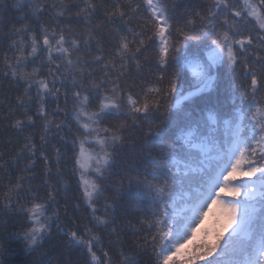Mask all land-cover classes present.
<instances>
[{"label": "snow or ice", "instance_id": "6c2138e0", "mask_svg": "<svg viewBox=\"0 0 264 264\" xmlns=\"http://www.w3.org/2000/svg\"><path fill=\"white\" fill-rule=\"evenodd\" d=\"M72 7L63 0L51 4L28 0L26 15L35 23L13 25L8 48L0 55L3 76L18 87L23 85L15 103L0 117L23 142L9 160L0 153V170H6L9 163H27L15 181H9L0 204L9 210L5 215L22 217L16 235L26 255L32 257L25 264H44L38 258L48 255L44 242L52 235L54 222L62 236L60 246L69 253L58 264H73L71 253L77 251L82 254V264H140L138 258L148 247L152 264H264V0H210L203 14H191L175 33L166 0H79L74 13ZM48 9L55 10L57 18L66 13L83 18V29L66 35L63 27L47 25L40 17ZM98 11L100 22L92 24ZM206 40H210L205 45L209 49L206 58L193 56L181 63L184 43ZM148 43L155 46L158 75L150 82L155 86L143 96L126 92L120 83L125 68L129 61L138 60ZM225 63L233 73L240 66L244 80L233 90V94L239 91L242 106L232 120L224 121L229 131L226 146L204 132L224 115L219 97L214 103L211 92L216 88L212 71ZM185 67L192 75L187 95L180 92L178 82L180 69ZM169 95L178 97L177 106L191 97L206 99L207 105L198 120L186 117L153 125L150 114ZM49 98L56 100L55 108H49ZM69 102L76 128L71 121L58 118L69 115ZM109 119L117 123L103 129V138L95 141L100 146L96 150L90 137ZM144 121L149 128L140 150L150 157L151 167L143 180L129 177L137 186H146L151 197V211L140 221L144 248L137 243L135 251L121 246L118 255L110 254L104 250L103 230L112 223L110 214L116 201L104 194V182L111 175L117 147L125 140L123 133L142 127ZM37 124L39 143L33 134L24 135L25 129ZM53 135L66 149L70 145L67 161L72 162L73 175L79 177L81 193L75 207L87 206V224H77L72 217L63 222L58 211L48 214L58 189L49 186L41 196L39 189L25 188L37 159L48 177L50 160L55 158L56 175H61L65 153L50 145ZM149 137L159 139L155 155ZM49 147L54 157L49 155ZM238 177L247 179L237 182ZM102 198L103 212L98 203ZM210 213L213 222L206 226ZM0 226L7 231V222ZM5 251L0 242V256Z\"/></svg>", "mask_w": 264, "mask_h": 264}, {"label": "trees", "instance_id": "16d2710c", "mask_svg": "<svg viewBox=\"0 0 264 264\" xmlns=\"http://www.w3.org/2000/svg\"><path fill=\"white\" fill-rule=\"evenodd\" d=\"M49 4L53 0H47ZM64 3L73 5L70 9L71 13H74L77 9L74 7L79 0H63ZM172 9L173 20V32L184 26L186 19L191 18V14L200 12L203 14L207 10V6L210 0H166ZM28 13V0H0V20H2L3 31H0V55L7 50L10 43L8 33L13 25L20 27L29 22L35 23L33 17L27 16ZM41 21L46 22L51 27H63L66 35H71L73 32H77L83 29L84 20L81 17L75 15L65 14L64 17L57 18L55 16V10L48 9L45 14L40 17ZM101 15L98 11L96 16L92 20V24L100 22ZM135 24V21H134ZM123 30V25L121 26ZM104 32L108 31V28H103ZM15 39V37H12ZM210 44V40L203 42L188 41L183 44V51L185 59L181 63L193 56H199L206 58L208 48L205 45ZM155 46L152 43H148L146 48L142 50L137 61H129L125 68V76L120 80L121 85L125 91L131 90L133 93H139L143 96L144 92L151 86H155L150 82L155 81L158 75L156 62L154 59ZM93 54H96L95 52ZM90 58V57H86ZM39 63V61H37ZM140 67H137V65ZM34 66V65H33ZM179 67V65H177ZM47 70L45 69V72ZM99 76V72L97 73ZM212 75L216 78V88L211 92L213 102L219 97L221 103L219 105L221 112L224 114L218 118L219 122L212 127L205 128V134H210L215 142L226 146V142L229 136L228 126L224 124L225 120H232L236 112L242 106L238 89L240 85L244 83L243 70L240 66L237 67L236 73H233L230 66L225 64L217 65ZM115 77H113L114 79ZM180 84V92L187 95L191 90L189 83L192 82V75L188 69L181 68L180 76L178 77ZM110 88L111 85L109 84ZM23 90V85L19 87L11 80L10 77H4L2 70H0V117L8 110L9 106L15 103V98ZM64 87H61L63 93ZM151 95H156L151 93ZM208 93L202 94L207 97ZM177 98L169 95L166 99H163L160 103L159 110H153L151 115V121L153 125H160L162 120L177 121L183 120L186 117H190L192 120H198L201 117L202 109L207 105L206 99L198 97H191L190 99L183 100L179 106H177ZM63 96L60 97V103L63 106ZM56 100L49 98V108H55ZM171 105V108L169 107ZM235 106V107H234ZM69 115L65 117L60 114L59 119H65V121H71L73 128L77 125L71 118V104L69 102ZM246 111V108H245ZM121 120L123 117L120 118ZM117 121L115 119H109L103 121L98 125V133L93 137H90V142L95 144L97 139L103 138L104 128H109L115 125ZM131 123V121H129ZM7 122L0 119V153L3 154L5 160H9L15 153L16 148L23 142L22 137L16 130L6 126ZM149 124L147 121L143 122L142 127L131 128L129 131L124 132L123 136L125 140L121 145L117 147L114 164L111 169V175L107 176L105 180V195L112 197L116 201V208L111 212L112 223L108 225V228L103 230V243L107 247L104 250L110 252V254L118 255L121 246L125 250H136V244L138 243L140 249L144 248L143 237L145 232L139 231L142 225L140 221L148 215L151 211L150 203L151 197L146 186H137L135 181L129 180V177H137L140 180L144 179L146 170H150L151 159L147 156L146 151L140 150V145L143 143L144 134L148 131ZM67 130V129H66ZM55 131V130H53ZM81 131H83L81 129ZM29 133L33 134L37 143H39L40 126H30L25 129L24 135ZM50 145H55L61 148V152L65 153L61 159V175H56V160L55 158L50 160L51 173L48 177L44 175V166L42 161L37 159L32 173L29 174L28 180L25 183L27 189L29 185L35 190L39 189L40 195L44 196L48 187L58 189V195L56 200L52 202L49 207V215L53 212H59L61 221L67 222V217H72L76 220L77 224H87L90 215L87 211V206L82 205L80 208H76L75 204L79 202L81 195L79 190V177L74 176L72 173V162L67 161V150L70 149V145L67 149L64 146V142L59 140V137L53 135L49 138ZM171 143V141H169ZM95 145L96 150H99ZM159 145V139L155 137H149V146L153 149V155L156 154V150ZM91 151V149H86ZM49 155L54 157L51 147L48 149ZM27 160H23L15 165L9 163L6 170H0V195L5 192L6 186L9 181L14 182L16 176L21 174L20 169L24 167ZM150 178V177H149ZM247 179L238 177L237 182ZM255 179V178H253ZM47 181V183H45ZM25 193H21L24 195ZM226 199L231 197L227 194H222ZM111 201H109L110 203ZM7 203V201H3ZM101 206V212H103V204L105 203L103 198L98 202ZM65 208L67 212L65 213ZM8 209L3 208L0 204V225L3 222H7V231L0 226V242H3L6 249L3 256H0V261L3 264H25L26 261L31 260L32 257L27 256L24 251V245L19 236L16 235L19 225L22 223V217L19 215H5ZM213 222V220H212ZM115 230V231H114ZM98 234V233H93ZM227 235V233L225 234ZM139 238V239H138ZM62 236L58 229L55 227V222L52 228V235L44 242V249H47L48 255L45 257H39L43 260L44 264H58V261L63 260L69 256L68 252H65L60 246ZM135 242V243H134ZM98 255H103V252H98ZM151 247H148L146 251H143L142 255L138 258L140 264H152L151 261ZM73 264H82V254L77 252L71 253ZM202 264V262H201Z\"/></svg>", "mask_w": 264, "mask_h": 264}, {"label": "rangeland", "instance_id": "374dc122", "mask_svg": "<svg viewBox=\"0 0 264 264\" xmlns=\"http://www.w3.org/2000/svg\"><path fill=\"white\" fill-rule=\"evenodd\" d=\"M96 146H98L97 144H95ZM223 194H227V193H223ZM209 203H211L209 201ZM207 207H205V211H207ZM217 211V209L214 207L213 208V212ZM212 220H213V216L212 213L209 214L208 218L206 219V226H211L212 225Z\"/></svg>", "mask_w": 264, "mask_h": 264}]
</instances>
